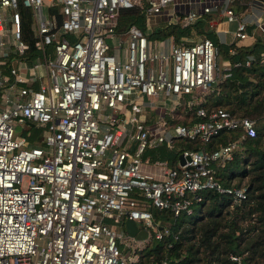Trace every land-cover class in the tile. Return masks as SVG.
I'll list each match as a JSON object with an SVG mask.
<instances>
[{"label": "built area", "instance_id": "2783aa9c", "mask_svg": "<svg viewBox=\"0 0 264 264\" xmlns=\"http://www.w3.org/2000/svg\"><path fill=\"white\" fill-rule=\"evenodd\" d=\"M170 1L0 0V264H134L150 237L170 231L151 217L149 205L175 214L189 211L203 188L233 199L244 195L243 185L224 184L215 173L239 140L253 134L254 119L200 103L240 60L226 61L216 76L217 49L209 37L181 36L167 47L149 37L155 15L184 25L211 8L163 10ZM228 2L222 10L236 20L234 40L246 33ZM19 4L32 24L30 63ZM129 6L138 9L144 28L130 22L117 30L118 10ZM257 57L264 59V43ZM252 58L246 54L242 63ZM180 105L199 118L172 121ZM144 106L155 111L147 121L135 114ZM230 127L239 133L211 148L176 143L182 137L204 143ZM160 144L175 150L172 164L144 158ZM125 217L140 220L145 235L127 234Z\"/></svg>", "mask_w": 264, "mask_h": 264}, {"label": "trees", "instance_id": "16d2710c", "mask_svg": "<svg viewBox=\"0 0 264 264\" xmlns=\"http://www.w3.org/2000/svg\"><path fill=\"white\" fill-rule=\"evenodd\" d=\"M18 9L21 13L20 36L31 50L33 37L29 11L21 4ZM141 19L136 7H122L118 10L115 28L122 29L130 22L140 24ZM200 22L197 18L184 26L164 24L152 28L147 35L158 36L172 31L177 40L180 32L200 29ZM202 31L209 35L207 30ZM213 42L217 52L221 49L230 61L237 59L240 63L230 65L229 73L214 82L217 90L206 92L200 103L206 108L222 106L230 112L254 119L253 134L239 140L238 148L232 150L230 158L216 166L215 173L224 184L239 185L242 182L244 195L233 199L226 193L203 188L198 190L199 199L191 201L189 211L182 209L175 214L168 208L149 205L151 217L163 218V224L170 231L159 238L150 237L149 242L139 249V258L147 259V256L154 255L155 258H164L166 264H264V59H258L256 49L264 41L256 39L248 47L231 44L234 47L231 53L226 50L228 44L220 47L219 42ZM249 53L253 58L248 64H243V57ZM175 111L182 114L172 121L187 123L199 118L192 107L185 109L180 105ZM36 131H31L30 139L37 138L34 137ZM239 131V127L222 128L204 143L198 138L187 140L185 137L176 141L181 146L211 148L219 141L234 138ZM170 156L169 163L172 164L175 153ZM234 176L237 178L232 181Z\"/></svg>", "mask_w": 264, "mask_h": 264}, {"label": "crops", "instance_id": "0c3cea01", "mask_svg": "<svg viewBox=\"0 0 264 264\" xmlns=\"http://www.w3.org/2000/svg\"><path fill=\"white\" fill-rule=\"evenodd\" d=\"M203 5H210L211 8L207 12L200 13V15L197 17L201 20V25L199 27L200 29L196 31L191 30V32H180L177 36L178 39L182 36L183 38L185 37L186 40H191L204 35L209 37L212 41L216 40L220 43L221 46L228 44L226 46L227 52H229V47L231 46V44L243 45L248 47L256 39L260 42L264 41V0H230V2H228V5L235 15V18L241 20L244 23V30L246 33L245 36L234 40H232V32L235 27L236 20L226 19L222 10L223 0H171L165 5V9L163 10H166L168 12L173 11L177 13L185 11L187 9L200 11ZM152 19L153 21L148 23L150 25L149 27H147L149 28L148 31H150L152 28L164 24L176 23L179 26L190 24L188 23L180 25L178 24V22H166L162 15H155ZM139 25L143 27L142 19ZM203 29L207 30L209 35L205 34L202 31ZM149 37H154L157 40H162L164 47H167V45L172 40H176L175 35L172 31L164 35H153ZM260 48L261 45H259V47H256L257 50H259ZM35 50L36 49H33L32 47V49L29 50L30 53L26 55V60L28 63L35 60L34 55H32V52H36ZM226 61H230L227 56L221 57V64L225 63ZM0 66H2V64H0ZM2 70H5L4 66L2 67ZM141 164L155 170V167L152 165H148V163Z\"/></svg>", "mask_w": 264, "mask_h": 264}, {"label": "rangeland", "instance_id": "374dc122", "mask_svg": "<svg viewBox=\"0 0 264 264\" xmlns=\"http://www.w3.org/2000/svg\"><path fill=\"white\" fill-rule=\"evenodd\" d=\"M29 25L31 26L32 24L29 22ZM221 47V45H220ZM222 50L220 49L217 53H216V63H217V73H216V76H220L221 75V72L224 70L223 68V64H221L220 62V59L221 57L224 56V54L221 52ZM250 77H252V79L256 78L255 75H249ZM167 103V102H166ZM169 103V102H168ZM167 103V104H168ZM136 116L139 118V119H144L147 121L148 118L150 116H152L153 114H155V111L151 108V107H148V106H144L140 109V111H137L135 112ZM182 114V112L180 111V113L178 112V115H177V118L180 117ZM153 117V116H152ZM19 126L16 125V128H18ZM23 132V131H22ZM176 143H179L176 141ZM173 153H175V150L174 149H168L165 145L163 144H160L158 145L157 147H153V148H147L144 153H143V156L144 158L146 159H149L150 157H163V158H166L168 163H169V160H170V155ZM175 157V156H174ZM174 161V160H173ZM236 176L232 177L231 180L232 181H235L236 180ZM239 185H242V182L241 184ZM157 220L160 222V223H163L164 222V219L163 218H157ZM136 225L137 226H141V222L140 220H136L135 221ZM114 229H121V226L120 224H117V223H114ZM152 244V241L151 243ZM139 254V252H138ZM138 261V264H149L150 263V258L149 256H147V259H142V258H139V256L136 257ZM149 258V259H148Z\"/></svg>", "mask_w": 264, "mask_h": 264}, {"label": "water", "instance_id": "95a60500", "mask_svg": "<svg viewBox=\"0 0 264 264\" xmlns=\"http://www.w3.org/2000/svg\"><path fill=\"white\" fill-rule=\"evenodd\" d=\"M179 162L183 161L181 153L177 154ZM122 227L127 234L133 235L134 237H143L145 235V229L137 227L135 221L132 218L125 217L122 220Z\"/></svg>", "mask_w": 264, "mask_h": 264}]
</instances>
